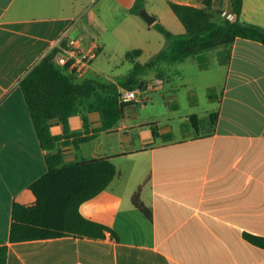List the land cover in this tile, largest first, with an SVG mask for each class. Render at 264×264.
<instances>
[{"label":"crops","instance_id":"0c3cea01","mask_svg":"<svg viewBox=\"0 0 264 264\" xmlns=\"http://www.w3.org/2000/svg\"><path fill=\"white\" fill-rule=\"evenodd\" d=\"M170 3L203 7L201 0ZM210 11L218 24L234 20L230 0H212ZM165 15L182 34L173 13ZM162 17L156 21L166 27ZM239 20L264 30V0H242ZM94 24L91 0H0V246L7 247L6 264H264V248L243 238H264V45L239 38L226 56L220 97L207 95L216 110L203 111L204 118L214 115L213 123L207 128L197 119L198 134L188 116L175 137L170 125L137 120L126 108L114 128L96 134L98 112L78 109L68 118L70 133L93 137L77 148L72 137L61 138L53 152L62 163L105 159L115 169L108 186L78 208L83 219L105 228L103 238L9 242L12 204L32 205L29 186L47 171L19 81L64 32V42H98ZM169 102L179 108L164 98L165 106ZM49 129L63 134L58 119ZM136 191L151 220L132 205Z\"/></svg>","mask_w":264,"mask_h":264},{"label":"trees","instance_id":"16d2710c","mask_svg":"<svg viewBox=\"0 0 264 264\" xmlns=\"http://www.w3.org/2000/svg\"><path fill=\"white\" fill-rule=\"evenodd\" d=\"M230 2L234 20L219 24L213 21L210 11L212 0H201L202 8L168 3L184 32L174 34L155 22L152 26L163 36L164 46L143 64L134 63V58L141 55V50L127 53L125 59L133 65L121 80L84 79L77 82L53 63L52 58L58 51L55 48L26 73L19 81V87L39 147L44 152L47 171L29 186L35 197L32 205L12 204L10 243L71 234L104 237L105 228L83 219L78 208L81 203L93 198L108 186L115 176V169L105 159L62 163L60 152H53L61 138L72 137V144L77 148L79 143L87 142L93 137L70 133L68 118L77 112L81 100L92 98L86 108L88 111L98 112L101 119V126L94 133L109 131L123 119L125 104L118 101L119 89L130 90L136 85L141 86L143 76L156 69L159 64L181 62L215 48H224L229 54L230 47L237 38L264 45V30L239 20L242 0ZM142 9L143 0H135L129 13L138 15ZM209 117L213 123L215 116L211 114ZM52 119H58L62 123L61 136L50 133L49 122ZM189 121L194 134H198L199 121L196 116H190ZM83 122L86 126L85 119ZM131 203L151 220L150 209L140 201L138 191L132 195ZM243 238L250 244L264 248V238L248 234H243ZM6 261L7 247L0 246V264H6Z\"/></svg>","mask_w":264,"mask_h":264},{"label":"rangeland","instance_id":"374dc122","mask_svg":"<svg viewBox=\"0 0 264 264\" xmlns=\"http://www.w3.org/2000/svg\"><path fill=\"white\" fill-rule=\"evenodd\" d=\"M134 1L91 0V14L95 23L93 36L98 38L99 44L97 40L95 42L100 45L101 50L92 63L91 75L85 80H121L133 65L125 59L127 53L141 50V55L134 58V63L143 64L164 46L163 36L152 25L148 26L139 14L129 13ZM172 1L143 0L142 10L155 18L166 16L165 14H171L167 3ZM162 19L168 31L174 34L182 32L181 28L176 29L166 17ZM215 21L219 22L218 18L215 17ZM226 56V49L215 48L181 62L159 64L156 69L143 76L141 86L136 85L130 89L139 93L135 100L124 103L128 113L131 112L127 116H135L137 120H150V117H154L159 126L173 127L175 137L181 135L179 129H184L182 122L185 116L195 115L196 119L205 121L202 123L204 127H211L212 118H204L203 111L214 113L216 110L215 103H208L207 95L211 93L214 97H220L226 77ZM81 81L83 80H77ZM164 98L179 104V108H174L171 102L165 106ZM90 101L92 98L81 100L78 109L87 110L86 106ZM190 103H193L192 107ZM140 104H145V107H140Z\"/></svg>","mask_w":264,"mask_h":264},{"label":"built area","instance_id":"2783aa9c","mask_svg":"<svg viewBox=\"0 0 264 264\" xmlns=\"http://www.w3.org/2000/svg\"><path fill=\"white\" fill-rule=\"evenodd\" d=\"M232 17H229V21ZM66 32H64L54 43L57 53L52 61L56 67L63 70L67 75L73 77L75 81L84 80L91 70L92 62L97 57L98 45L92 41L89 46L80 44L77 41L64 42ZM137 90L119 89L118 101L128 103L136 99Z\"/></svg>","mask_w":264,"mask_h":264},{"label":"water","instance_id":"95a60500","mask_svg":"<svg viewBox=\"0 0 264 264\" xmlns=\"http://www.w3.org/2000/svg\"><path fill=\"white\" fill-rule=\"evenodd\" d=\"M139 15L145 20L148 26H151L156 22V18L149 16L144 10H140Z\"/></svg>","mask_w":264,"mask_h":264}]
</instances>
